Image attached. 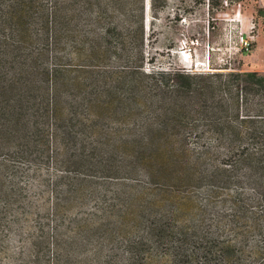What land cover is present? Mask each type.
<instances>
[{
	"label": "trees",
	"instance_id": "16d2710c",
	"mask_svg": "<svg viewBox=\"0 0 264 264\" xmlns=\"http://www.w3.org/2000/svg\"><path fill=\"white\" fill-rule=\"evenodd\" d=\"M144 2L0 0V231L116 181L123 254L86 264H264V74L146 73Z\"/></svg>",
	"mask_w": 264,
	"mask_h": 264
},
{
	"label": "rangeland",
	"instance_id": "374dc122",
	"mask_svg": "<svg viewBox=\"0 0 264 264\" xmlns=\"http://www.w3.org/2000/svg\"><path fill=\"white\" fill-rule=\"evenodd\" d=\"M144 1L145 68L165 71L189 67L181 56L186 47L184 42H188L196 60L206 58L210 52L214 68L222 70L217 72L255 71L264 74V12L262 15L258 12L264 11V6H260L258 0H243L240 16H237L235 3H230L234 0H216L223 3L226 14H217L219 6L211 15L207 6L199 8L195 0H169L166 12L157 18L147 10L148 0ZM225 1H228L227 6ZM183 9L188 11L187 14L177 20L176 11ZM252 17L258 27V38L248 53H241L240 33L248 30ZM122 183L100 181L99 190L94 195L83 193V197L79 196L62 207L60 215L54 213L50 216L45 208H51L53 195L46 186L39 185L32 198L37 206L21 216L17 223L2 225L0 264H28L33 241L38 251L36 264L47 261L52 264L56 257L60 258L58 264H86L96 257L110 254L119 257L123 254L124 231H118V225L113 222L114 215L99 209L97 199L107 191L106 198L111 200L117 190L126 187ZM194 195L200 202L204 197L200 193ZM210 218L208 224L212 222V216ZM225 223L227 220H222L221 224ZM48 236L50 246L45 238Z\"/></svg>",
	"mask_w": 264,
	"mask_h": 264
},
{
	"label": "built area",
	"instance_id": "2783aa9c",
	"mask_svg": "<svg viewBox=\"0 0 264 264\" xmlns=\"http://www.w3.org/2000/svg\"><path fill=\"white\" fill-rule=\"evenodd\" d=\"M225 6H227L228 1H225ZM242 2L235 3V6H237V16H240L241 8H242ZM226 14L225 11L219 13V14ZM250 26L247 31H243L240 33V51L241 53H248L251 50V46L253 42L258 38V30H257V24L255 23L253 17L250 21ZM184 45L186 46L181 51V56L183 60L187 63H189V67L185 68H178V69H168L165 71H155L154 69H147L144 66V71L146 73H152V72H169V71H175V70H181L187 74H207V73H215L217 70L214 68L212 63V58L210 52L208 53L207 57L202 60H196L194 59L193 55V49L190 47L188 42H184Z\"/></svg>",
	"mask_w": 264,
	"mask_h": 264
},
{
	"label": "crops",
	"instance_id": "0c3cea01",
	"mask_svg": "<svg viewBox=\"0 0 264 264\" xmlns=\"http://www.w3.org/2000/svg\"><path fill=\"white\" fill-rule=\"evenodd\" d=\"M260 6H264V0H258Z\"/></svg>",
	"mask_w": 264,
	"mask_h": 264
},
{
	"label": "bare ground",
	"instance_id": "6f19581e",
	"mask_svg": "<svg viewBox=\"0 0 264 264\" xmlns=\"http://www.w3.org/2000/svg\"><path fill=\"white\" fill-rule=\"evenodd\" d=\"M150 5H149V0H148V8H147V10H150V7H149ZM150 13V12H149Z\"/></svg>",
	"mask_w": 264,
	"mask_h": 264
}]
</instances>
